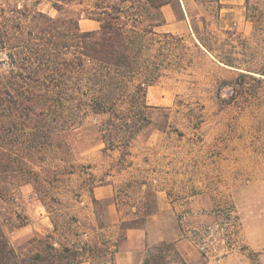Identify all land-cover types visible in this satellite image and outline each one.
I'll list each match as a JSON object with an SVG mask.
<instances>
[{
    "label": "rangeland",
    "instance_id": "rangeland-1",
    "mask_svg": "<svg viewBox=\"0 0 264 264\" xmlns=\"http://www.w3.org/2000/svg\"><path fill=\"white\" fill-rule=\"evenodd\" d=\"M76 3L77 10L91 4ZM229 5L172 0L163 8L158 31L184 37V47L146 89L145 127L129 147L99 141L95 126L108 117L84 115L53 147L24 160L34 175L0 176V188L10 190L0 197V223L19 254L53 235L56 247L82 248L85 260L91 249L95 264H110L115 244L126 249L123 222L145 228L159 215L177 230L172 240L149 244V264H264V76L242 70L264 69V32L254 38L248 18L264 19V0ZM38 9L57 15L47 1ZM98 28L80 21L82 32ZM182 239L189 253L178 249Z\"/></svg>",
    "mask_w": 264,
    "mask_h": 264
},
{
    "label": "trees",
    "instance_id": "trees-1",
    "mask_svg": "<svg viewBox=\"0 0 264 264\" xmlns=\"http://www.w3.org/2000/svg\"><path fill=\"white\" fill-rule=\"evenodd\" d=\"M22 1L35 5L0 0V176L34 175L32 169L24 171V160L53 147L60 131L84 115L108 117L95 126L99 141L109 148L129 147L145 127L146 89L184 47V37L158 31L166 25L163 8L172 0H88L90 7L79 10L76 0ZM42 1L57 15L39 10ZM249 14L254 38H260L264 19ZM82 19L99 28L82 32ZM199 41L213 52L205 39ZM220 62L238 68L232 57ZM250 64L242 70L264 76V69ZM9 191L0 188V197ZM140 228L136 220L121 227L126 233ZM31 244L34 251L19 254L0 223V264H95L94 251L86 250L85 260L82 248H58L53 235ZM113 247L110 264L119 251Z\"/></svg>",
    "mask_w": 264,
    "mask_h": 264
},
{
    "label": "crops",
    "instance_id": "crops-1",
    "mask_svg": "<svg viewBox=\"0 0 264 264\" xmlns=\"http://www.w3.org/2000/svg\"><path fill=\"white\" fill-rule=\"evenodd\" d=\"M222 4L228 5V10H232V6L241 7L244 0H221ZM176 228H173L166 221H160V216L155 215L148 221L145 228L131 229L126 233V249L118 251L114 256L115 264H144L149 244H157L160 242L173 239ZM252 245L256 248H262L263 243H256L252 238ZM178 249L183 253L191 251V243L187 239L176 240ZM82 264H91L84 262Z\"/></svg>",
    "mask_w": 264,
    "mask_h": 264
}]
</instances>
